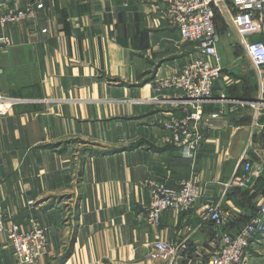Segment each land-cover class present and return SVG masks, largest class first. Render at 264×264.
Segmentation results:
<instances>
[{"label":"crops","instance_id":"0c3cea01","mask_svg":"<svg viewBox=\"0 0 264 264\" xmlns=\"http://www.w3.org/2000/svg\"><path fill=\"white\" fill-rule=\"evenodd\" d=\"M27 5L32 18L0 22V37L9 39L0 42V95L30 99L0 113L6 223L27 229L34 219L46 228L47 251L37 264L66 253L62 264L205 263L216 251L215 235L242 227L264 195V106L215 119L192 164L168 141L163 122L184 113L175 101L179 91L162 84L181 72L194 49L167 24L161 0H5L0 19ZM220 16L225 33L237 36L236 56L235 44L244 50L241 39ZM248 59L257 74L249 94V77L235 76L246 66L221 58L214 98L264 100V76ZM246 159L252 185L229 186ZM147 178L169 186L192 178L203 196L194 208L165 210L149 225ZM207 197L230 213L219 228L201 217ZM155 240L186 248L162 261L151 256ZM246 262L264 264V233L250 242ZM0 264H22L2 233Z\"/></svg>","mask_w":264,"mask_h":264},{"label":"built area","instance_id":"2783aa9c","mask_svg":"<svg viewBox=\"0 0 264 264\" xmlns=\"http://www.w3.org/2000/svg\"><path fill=\"white\" fill-rule=\"evenodd\" d=\"M161 7L167 24L176 28L181 41L192 44L194 49V57L184 64L181 72L162 84L179 91L175 101L182 105L184 113L181 117L172 116L163 122L164 129L169 133L168 141L177 148L182 158L193 164L204 138V130L211 127L215 119L236 108L264 106L262 98L254 101L230 98L224 94L217 99L213 96L214 82L221 78L223 72L217 51L219 35L214 22L215 9L235 29L246 54L260 72L264 69V0H161ZM33 16V7L27 5L9 10L0 22L5 25ZM8 41L6 37H0L1 43ZM29 101L0 95V113L12 105ZM218 102L220 104L215 106V111L205 112L206 104ZM142 184L148 190L145 220L149 225H157L165 210L185 212L194 208L203 196L200 185L192 178L181 180L176 186H169L156 178H147ZM230 185L238 188L252 185L248 159L243 164L242 172ZM201 217L211 219L217 228L231 218L230 213L218 208L210 197L205 198ZM28 224L27 229H21L18 223H6L0 205V233L10 242L17 262L35 264L47 251L46 228L34 219H29ZM260 233H264V195L242 227L234 232L215 235L217 249L202 264H247V249L254 236ZM152 247L151 256L162 261H169L186 248L183 243L164 240H155Z\"/></svg>","mask_w":264,"mask_h":264},{"label":"rangeland","instance_id":"374dc122","mask_svg":"<svg viewBox=\"0 0 264 264\" xmlns=\"http://www.w3.org/2000/svg\"><path fill=\"white\" fill-rule=\"evenodd\" d=\"M5 1V0H4ZM7 1H11V0H7ZM225 26L227 28V25L222 22L221 20H217V30H218V33L220 34L219 37H220V42L218 40V48L220 49L219 50V53L221 55V58L223 59V62L224 63H229V64H232L235 59L238 60L239 62L241 61L242 62V65L243 66H246V70H244L243 74H240L242 73V69H240V67H237V70L235 71V76H247L249 77L248 80H246V82L248 84H253L254 82V78L252 79V77H255L257 76V74L254 73L253 69L248 67V63H249V59L247 57V54L245 53V51L241 48V46L235 44L234 45V50L236 52V56L233 54V48H232V43L235 42V41H238L237 39V36L234 32H232L231 30L229 31V34L225 33ZM238 62V63H239ZM261 73H262V76H264V70H261ZM255 75V76H253ZM46 253V252H45ZM65 255V254H64ZM59 256L57 258H54V259H51L50 262H43L42 264H59V261L63 258V256ZM39 260V258H38ZM38 260L36 261L35 264H37Z\"/></svg>","mask_w":264,"mask_h":264},{"label":"trees","instance_id":"16d2710c","mask_svg":"<svg viewBox=\"0 0 264 264\" xmlns=\"http://www.w3.org/2000/svg\"><path fill=\"white\" fill-rule=\"evenodd\" d=\"M11 1H13V0H11ZM2 2H4V0H0V3H2ZM217 20H221L222 21V18L220 16L219 11L217 9H215L214 22H215L216 31L218 33V30H217ZM253 86H254L253 84L252 85L251 84H247V89L246 90H248V91H246V92H248V93H246V92L245 93L246 94H249V92H250L249 90L253 89ZM263 97H264V92H263ZM243 99H248V98L245 96V97H243ZM214 243H215V250H216L217 249V246H216L217 243L216 242H214ZM66 256H67V253L59 261V264H62L64 262Z\"/></svg>","mask_w":264,"mask_h":264}]
</instances>
